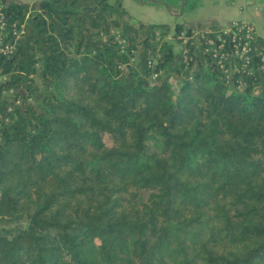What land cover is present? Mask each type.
Here are the masks:
<instances>
[{
	"label": "trees",
	"instance_id": "1",
	"mask_svg": "<svg viewBox=\"0 0 264 264\" xmlns=\"http://www.w3.org/2000/svg\"><path fill=\"white\" fill-rule=\"evenodd\" d=\"M122 1H0V264H264V42Z\"/></svg>",
	"mask_w": 264,
	"mask_h": 264
},
{
	"label": "crops",
	"instance_id": "2",
	"mask_svg": "<svg viewBox=\"0 0 264 264\" xmlns=\"http://www.w3.org/2000/svg\"><path fill=\"white\" fill-rule=\"evenodd\" d=\"M2 4L21 3L29 7H38L46 0H0ZM165 1V2H164ZM197 0H152V4H161L168 11L162 12L163 16L158 17L159 21H142L146 24H169L174 27L177 24H184L189 28L204 30L211 27L226 29L235 22H246L255 28L256 35L264 42V0H234L231 4L227 1L204 0L201 5L196 4ZM125 0L122 1L125 7ZM212 3V5H211ZM156 7L152 11L156 12ZM127 11V10H126ZM128 12V11H127ZM166 16L165 18H163ZM151 19H153L151 17ZM8 221L0 219V229L6 227Z\"/></svg>",
	"mask_w": 264,
	"mask_h": 264
},
{
	"label": "built area",
	"instance_id": "3",
	"mask_svg": "<svg viewBox=\"0 0 264 264\" xmlns=\"http://www.w3.org/2000/svg\"><path fill=\"white\" fill-rule=\"evenodd\" d=\"M26 33V23L22 25L12 24L4 11V6L0 5V60L14 57L17 52L16 40ZM196 34V33H195ZM256 36L255 28L246 22H235L231 27L224 29L223 37H218L219 49H213L214 57L218 59L219 64L222 66L223 62L227 60L228 54L224 49L230 47L234 56L243 61V68H246L249 63L248 53L250 51V44L254 41ZM184 45L188 42L189 38L182 34ZM227 37V38H226ZM212 45V42L209 43ZM264 61V57L262 59ZM8 80L6 75L1 72L0 64V85ZM12 93V91H10ZM5 91L2 95H5ZM20 101L16 102L19 105Z\"/></svg>",
	"mask_w": 264,
	"mask_h": 264
},
{
	"label": "rangeland",
	"instance_id": "4",
	"mask_svg": "<svg viewBox=\"0 0 264 264\" xmlns=\"http://www.w3.org/2000/svg\"><path fill=\"white\" fill-rule=\"evenodd\" d=\"M152 0H125V7L126 10L132 15L134 16L136 19L140 20V21H152L154 20L155 22H158L159 19L156 16H163L162 12L168 11L167 8L165 6H162L161 4L157 3V4H152V2H150ZM169 1V0H167ZM190 1V0H189ZM204 0H197L196 4L199 6L202 4ZM220 1H227L226 3L231 4L234 0H220ZM165 2V1H164ZM212 5V3H211ZM155 6L156 8V12L152 11V7ZM32 9H37L40 8V6L38 7H30ZM151 17L153 19H151ZM166 16H164L163 18H165ZM161 24V23H160ZM176 54L177 57L179 58L180 56V50L178 49V47H176ZM171 82L175 85V79H171ZM24 223V222H23ZM23 223H13V222H8L7 226L8 228L10 227H15V228H20L23 226ZM4 229V228H3Z\"/></svg>",
	"mask_w": 264,
	"mask_h": 264
}]
</instances>
